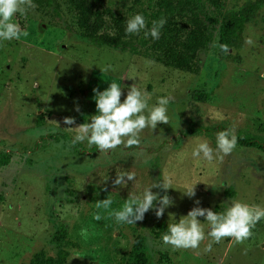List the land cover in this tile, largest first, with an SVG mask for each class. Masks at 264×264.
<instances>
[{
    "label": "rangeland",
    "instance_id": "rangeland-1",
    "mask_svg": "<svg viewBox=\"0 0 264 264\" xmlns=\"http://www.w3.org/2000/svg\"><path fill=\"white\" fill-rule=\"evenodd\" d=\"M104 1L113 10L132 11L130 18L144 7V0ZM249 1L226 0L225 10ZM56 2L59 10L37 6L26 16L16 14L14 22L28 36L0 41V151L7 157L0 165V264L54 260L61 247L69 253L65 264H120L136 235L145 236L151 264H264V220L243 244L226 238L209 253L204 248L210 238L197 250L174 251L163 244V233L150 232L177 223L196 199L217 212L235 200L264 207V5L245 23L241 47H230L228 54L218 50L216 25L206 20L210 40L192 74L81 40L66 28L72 17L66 4ZM85 2L92 11L90 0ZM201 15L215 18L206 2ZM92 19L91 14L88 22ZM249 37L255 46L245 43ZM112 82L123 88L122 101L134 82L151 94L150 105L172 97L169 124L145 129L139 147L103 154L87 141L72 146L76 130L69 131L63 118L75 117L71 127L90 122L96 114L93 89L103 91ZM77 104L80 112L74 110ZM227 129L235 130L238 142L259 147L237 144L230 155L211 162L192 156L200 142L215 150L216 134ZM123 172H135L136 179L113 187L116 174ZM165 178L171 181L173 189L167 191L174 205L160 219L150 210L136 224H117L95 207L110 197L109 211L120 210L129 194L142 196ZM193 184L196 196L190 199L182 192ZM96 212L101 221L93 219ZM198 219L207 232V222ZM60 230L77 247L58 244L54 235Z\"/></svg>",
    "mask_w": 264,
    "mask_h": 264
},
{
    "label": "clouds",
    "instance_id": "clouds-1",
    "mask_svg": "<svg viewBox=\"0 0 264 264\" xmlns=\"http://www.w3.org/2000/svg\"><path fill=\"white\" fill-rule=\"evenodd\" d=\"M36 7L33 0H0V41L19 40L22 36L27 37L28 32L22 30L19 24L14 22V17L18 13L26 16L29 10H35ZM166 23V18L162 17L152 21V26L148 29L145 17L138 13L127 21L125 32L126 34H139L144 31L145 37L150 35L153 40H158L161 29ZM245 43L255 46L251 37L247 38ZM218 46L224 54L229 53L227 44ZM110 68L111 66H108L102 71H108ZM93 93L96 114L91 116L90 122L71 127L76 125L75 117L66 116L63 118V124L69 126L66 127L69 131L76 130V135L71 140L72 146L87 141L89 146L94 145L103 154L115 151L120 146L139 147L142 143L141 133L145 129L150 128L154 131L158 124H169L167 106L173 99L170 96L159 97L155 105H150L151 94L140 89L135 82L128 87L127 95L123 101L121 98L124 96V90L115 82L109 83L103 91L94 88ZM74 110L80 112V106L77 104ZM57 125L59 126V123ZM237 143L238 139L234 129L220 131L216 134L215 150L209 142H200L193 149L192 156L194 158L202 157L208 162L215 158L222 159L234 151ZM135 179V172L118 173L112 184L113 187L126 186L129 181ZM196 184L188 186L182 193L190 199L195 197ZM154 188L160 189L164 194L152 191ZM169 189H173L171 181L165 178L154 181L145 188L142 196L129 194L120 210L109 211L113 203L110 197L98 200L95 207L106 211L117 224H136L138 221H143L145 214L150 210L154 211L157 219H160L166 209L174 205V199L167 191ZM194 204L196 206L191 208L186 216H181L177 223L169 224L167 233L161 237L163 244L171 246L174 251L197 250L201 243L209 238L210 242L204 248L205 253L212 252L213 244H218L226 238L232 239L236 244H243L253 236L252 230L256 225L264 220V207L256 204L250 205L239 200L232 201L223 212L200 207L199 199H196ZM198 217H203V221L207 222V232ZM93 219L101 221L103 217L100 212H96Z\"/></svg>",
    "mask_w": 264,
    "mask_h": 264
},
{
    "label": "trees",
    "instance_id": "trees-1",
    "mask_svg": "<svg viewBox=\"0 0 264 264\" xmlns=\"http://www.w3.org/2000/svg\"><path fill=\"white\" fill-rule=\"evenodd\" d=\"M67 10L72 14L67 29L78 38L96 46L133 52L152 62L165 67L195 74L199 69L198 54L206 48L210 40V31L206 20H212L216 25L217 48L219 44H227L237 49L241 47V31L248 21L257 14L259 8L264 5V0H252L244 2L237 10H225L226 0H144V7L139 12L147 21L150 29L152 21L166 18L167 23L161 29L158 40L151 36L145 37L144 31L139 34H126L127 21L130 19L128 12L113 10L104 0H90V7L85 0H63ZM37 6H44L53 10H59L56 0H33ZM140 2V0H137ZM207 3L215 18L201 15V8ZM131 10V9H129ZM93 15L89 23L90 15ZM138 14V13H136ZM135 14V15H136ZM133 16L132 14H130ZM147 30V29H146ZM39 100L36 99L38 106ZM38 124L42 123V113L38 114ZM237 144L256 146V143H248L242 140ZM7 162L6 154L0 151V165ZM156 231L150 232L158 237L160 233H167L163 226H155ZM66 231H57L54 240L62 246L77 247V243L65 238ZM68 251L60 248L59 254L54 260L48 258H36L30 264H65ZM120 264H151L146 252V238L136 235L129 249L121 253Z\"/></svg>",
    "mask_w": 264,
    "mask_h": 264
}]
</instances>
